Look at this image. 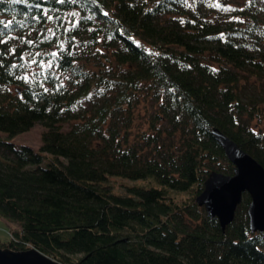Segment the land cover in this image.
Here are the masks:
<instances>
[{
    "label": "trees",
    "instance_id": "obj_1",
    "mask_svg": "<svg viewBox=\"0 0 264 264\" xmlns=\"http://www.w3.org/2000/svg\"><path fill=\"white\" fill-rule=\"evenodd\" d=\"M243 2L0 0V133L46 129L39 152L0 139V219L14 227L1 247L33 242L60 264H264L247 193L226 229L196 202L212 173H234L213 130L264 167L251 127L264 121V9ZM145 94L156 112L133 134ZM111 178L142 183L119 193Z\"/></svg>",
    "mask_w": 264,
    "mask_h": 264
},
{
    "label": "water",
    "instance_id": "obj_2",
    "mask_svg": "<svg viewBox=\"0 0 264 264\" xmlns=\"http://www.w3.org/2000/svg\"><path fill=\"white\" fill-rule=\"evenodd\" d=\"M213 136L224 149L234 166L233 175L219 172L211 174L205 182L196 202L204 207L207 215L217 218L222 229H226L235 219L238 205L247 193L251 202L248 207L250 230L264 232V167L248 152L220 130H213ZM0 264H60L46 256L39 249L29 248L16 251L0 246Z\"/></svg>",
    "mask_w": 264,
    "mask_h": 264
},
{
    "label": "rangeland",
    "instance_id": "obj_3",
    "mask_svg": "<svg viewBox=\"0 0 264 264\" xmlns=\"http://www.w3.org/2000/svg\"><path fill=\"white\" fill-rule=\"evenodd\" d=\"M219 0H217L218 2ZM227 1L226 11L229 8L238 7L239 5H243V1L249 0H224ZM258 3L264 9V4L262 1L258 0ZM243 7L239 8L242 9ZM228 12V11H227ZM254 81V79H252ZM157 105L155 104L153 97L151 95H142L139 100V104L135 108L134 111V125L132 133L136 134L138 132L147 131L149 129V122L151 116L156 112ZM251 127L256 131L264 132V121L260 119H255L251 123ZM67 129V126L64 127ZM45 127L41 123H37L29 132L23 133L19 136L9 139L6 134L0 133V139L9 140L16 147L27 146L30 147L33 151L39 152L42 141L41 137L43 132L45 131ZM49 161L44 163V166L47 165ZM136 183H142V181L130 182L124 179L119 178H111L108 184V188L111 191L123 193L126 190L127 186H134ZM14 227L10 226L8 223L0 219V243L5 244L9 241L11 230ZM29 248L38 249V245L31 242L28 244ZM73 259L76 256L72 257Z\"/></svg>",
    "mask_w": 264,
    "mask_h": 264
},
{
    "label": "snow or ice",
    "instance_id": "obj_4",
    "mask_svg": "<svg viewBox=\"0 0 264 264\" xmlns=\"http://www.w3.org/2000/svg\"><path fill=\"white\" fill-rule=\"evenodd\" d=\"M56 2H57V3H60V4H63V3L65 2V0H56ZM73 2H75V0H73ZM93 2H95V0H93ZM216 7H220V5L217 4ZM150 10H151V9H148V11H150ZM241 10H242V9H241ZM102 14H103L104 16H108V13H107V12H103ZM44 15L47 16V19H49V20L53 19V17H52V16H49V15L47 14V12H45ZM73 15H78V14L73 13ZM236 19H238V18H236ZM183 22H184V21L181 20V23H183ZM10 23H11V22H9V24H10ZM78 23H79L78 20H76V21H72V22H71V28H75V27L77 26ZM3 27H4L5 29H7V28H8V24L3 25ZM69 30H70L69 28H66V29H65V31H69ZM91 30H92V29H90V31H91ZM48 31H49V32H52L51 29H49ZM53 35H55V33H53ZM221 36H223V34H221ZM109 38H111V37H109ZM45 39H48V37L45 36ZM73 39H75V38L73 37ZM5 43H6L5 40L0 39V44H5ZM27 43H28L29 45H31V44L34 43V41H32V40H28ZM137 46H139V45H137ZM60 48H61V51H62V50H63V45H62V44L60 45ZM97 51H99V49H97ZM8 52H9V54H11V55H15V54H16V49L13 47V48L9 49ZM152 54H153V55H159L158 53H152ZM35 55H36V56H40L41 54H40L39 52H37ZM48 55H50L53 59H55V58H57V57L59 56V53L56 52V51H52V52L48 53ZM24 59H25L24 54H21V55H20V60H24ZM36 63H38V62H37V60L35 59V57H33L31 60L26 61V64H27L28 66H30V65H32V64H36ZM39 65H40L41 68H43V67L45 66V62H44L43 60H41V61H39ZM24 66H25V65H19V67H24ZM51 66H52V60L47 61V67L50 68ZM0 67H3V65H0ZM10 67H11V68H16V67H18V65H17L16 63H13V64H11ZM212 71H216V69H212ZM17 79H23V80L27 83L29 77H28L27 75H24V76H18ZM59 87H63V84L61 83L60 85H58V88H59ZM44 90H45V91H48V89H44ZM169 91H172V89H169ZM90 96H91V93L89 94V97H90ZM162 102H163V100H162ZM177 118L179 119V117H177Z\"/></svg>",
    "mask_w": 264,
    "mask_h": 264
}]
</instances>
